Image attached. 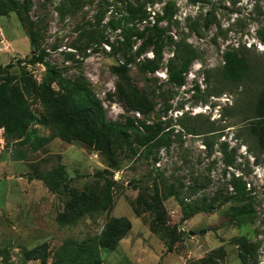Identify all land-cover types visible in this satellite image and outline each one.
<instances>
[{
    "label": "rangeland",
    "instance_id": "1",
    "mask_svg": "<svg viewBox=\"0 0 264 264\" xmlns=\"http://www.w3.org/2000/svg\"><path fill=\"white\" fill-rule=\"evenodd\" d=\"M15 1L30 11L0 0V101L20 98L32 118L10 135L0 125V264H264V151L247 148L254 142L245 121L264 85V0ZM160 35L159 59L152 45L140 50ZM178 46L196 54L181 86L166 71ZM39 53L44 62L29 64ZM237 53L258 67L242 83L226 82L227 56ZM155 60L156 71L141 70ZM42 88L58 121L45 111ZM91 101L107 120L129 119L168 144L124 149L114 160L120 167H110L97 144L68 131L69 112ZM80 195L110 199L73 223L57 222ZM120 217L129 230L103 248L107 223Z\"/></svg>",
    "mask_w": 264,
    "mask_h": 264
},
{
    "label": "trees",
    "instance_id": "2",
    "mask_svg": "<svg viewBox=\"0 0 264 264\" xmlns=\"http://www.w3.org/2000/svg\"><path fill=\"white\" fill-rule=\"evenodd\" d=\"M7 5L10 7H15L20 10L23 15L28 16L30 11V5L27 1L22 4H17L15 0H5ZM201 0H194V2H200ZM1 5V2H0ZM126 20V19H125ZM126 30H131L128 25L133 24L132 20H126ZM29 40L32 44L35 43L36 35L33 29L30 27L28 30ZM138 35V34H137ZM143 33L138 37L143 38ZM257 36L261 42L264 43V28L257 32ZM100 35V39H102ZM163 38L160 35L158 38H153L148 36L147 41L140 50L144 47L152 45V53L156 59L161 56ZM180 47V48H179ZM124 49V48H123ZM196 57L195 51L191 48H184L178 46L176 50L175 57L167 63L166 71L168 74L169 82L175 86H181L183 84V77L187 73L191 61ZM44 62V55L42 53L35 54L28 60L29 64L42 63ZM159 61H147L141 66L142 71L153 73L158 69ZM258 61L252 59L247 54L237 53L231 55L229 58L227 56V62L222 70L223 77L227 80L226 82H236L242 83L247 79L249 75V69L251 67H258ZM124 70V66H122ZM47 71L52 74V80L57 81L59 84H63L64 81L60 78V75L49 68L47 65ZM74 91H77L74 90ZM255 93V92H254ZM39 96L42 100L45 111L50 117H54L58 121V115L60 114L58 108L53 105L52 99L47 95V89H41ZM121 96H125L122 92ZM254 99L248 105V117L245 121L248 122L247 129L250 131V136L253 138L252 145L247 144V148H259L261 152L264 151V85L262 88L254 94ZM134 102H138V99H134ZM129 106L133 108L134 106L129 103ZM86 111L80 112H69V116L66 119V124L68 125V131L71 132L72 128L73 135L79 137V139L86 144H97V148L104 153L108 160H110V167L118 169L120 167L119 163L114 162L116 160V153H121L124 149H129V152H134L135 147H142L144 145H151V147H158L161 145H167V139L162 136L153 133L148 136L140 134L138 129L134 126L133 121L127 119L123 123H113L106 119L104 111L99 103L91 101ZM1 109H4L1 112ZM26 108L23 107V101L20 98H15L13 95L9 98H4L0 101V125H2L6 133L10 135L13 133V127L17 125L18 129H24L27 124L31 121V114L28 113ZM5 118H1L4 114ZM72 133V132H71ZM126 146L127 148H122ZM132 146L134 148H132ZM256 161V159L254 158ZM173 195V193L171 194ZM103 199L96 197V195H80L73 196L71 200L65 206L62 214L57 216V222L61 224L73 223L77 221L83 215L91 212L103 209L110 197L108 195H103ZM212 207L209 205L204 206L202 211H209ZM130 228L128 220L125 218H113L103 231L101 238L99 240L101 246L108 250L114 249L118 243L123 239ZM171 237V242L172 241ZM39 247L34 250L38 251ZM39 257L40 254H35ZM31 256V257H35ZM70 264H74L71 262ZM86 264H100L99 259L96 258L90 263Z\"/></svg>",
    "mask_w": 264,
    "mask_h": 264
}]
</instances>
